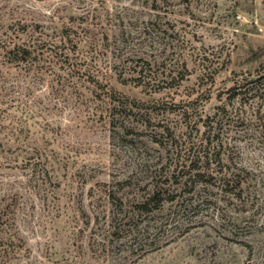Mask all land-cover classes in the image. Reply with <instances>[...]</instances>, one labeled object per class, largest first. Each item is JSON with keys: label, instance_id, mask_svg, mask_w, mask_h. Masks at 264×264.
Here are the masks:
<instances>
[{"label": "rangeland", "instance_id": "374dc122", "mask_svg": "<svg viewBox=\"0 0 264 264\" xmlns=\"http://www.w3.org/2000/svg\"><path fill=\"white\" fill-rule=\"evenodd\" d=\"M260 77L263 0H0V264H264ZM224 110L241 197L174 173Z\"/></svg>", "mask_w": 264, "mask_h": 264}, {"label": "trees", "instance_id": "16d2710c", "mask_svg": "<svg viewBox=\"0 0 264 264\" xmlns=\"http://www.w3.org/2000/svg\"><path fill=\"white\" fill-rule=\"evenodd\" d=\"M264 5V0H263ZM20 28L17 30H14V35L18 37V33L20 32H26L28 30L27 24H22V22H19ZM35 28H38L36 25ZM37 30V29H36ZM70 37V36H68ZM32 40L29 42H24L22 44L14 43V40L10 38L9 41L4 42V46L7 49H10V52L19 55V54H30L31 50H36L37 48L42 49L45 45L41 43L43 41V36L34 37L32 35ZM41 41V42H40ZM43 44V45H42ZM263 75V74H262ZM261 79L259 78V83L261 82ZM91 81V80H89ZM244 82H237L234 86V90L240 89L242 91V94L245 95L249 92L254 91V95L252 98H261L259 95V92L262 91V88H264V84H261L260 86L263 87H255L258 85H254L253 88H247V79L242 80ZM259 88V89H258ZM258 89V90H257ZM236 94H234L233 98ZM264 107L263 102L261 103L260 109L258 113L260 116L257 118L259 126L261 128V131L264 133V110H262ZM238 110V109H237ZM263 111V112H262ZM229 112L227 110H224V112L217 113L213 117L208 116L206 120H203L204 124L203 126L206 128V131L202 134L201 137L198 138V140L193 141H185L183 144L184 147L181 151V154H178L177 162H175L174 166V173L177 170H180L185 176H187L188 180H186V183L192 180H195V182H204L205 178L208 177L209 179L215 178V175L220 174L221 176V188L226 190L227 192H230L234 194L236 197H241L243 194V181H244V173L245 170H239V172H230V167L226 164H224V160L221 158V152H216V149L219 148L220 150L224 148V145H227V147L230 146V138L228 133L225 132L226 125L230 126V123H233L234 121L231 120V114H228ZM235 117V115H234ZM239 119V118H238ZM247 119L243 118L240 119V121L245 122ZM237 122V121H236ZM225 129V130H224ZM225 134L227 136H225ZM212 155H211V150ZM232 150V149H231ZM183 154V155H182ZM193 154V157L189 159L187 155ZM190 163L188 164V162ZM216 163L218 166H220V170L217 173L216 170H212L211 166ZM224 167L226 168V171H224ZM165 168V166H162L160 169L161 171ZM158 171V170H157ZM173 173V174H174ZM215 173V174H214ZM172 174V175H173ZM169 176L166 177V179L163 181V185L168 183L167 179ZM207 181H205L206 183ZM166 189H164L162 186L157 185L155 189L149 194L148 197H146L143 201L139 202V206L141 208H144L148 206L151 202H154L156 198H158L160 195H162ZM12 218L9 214V207L8 206H1L0 204V247H10L14 243V235L9 234V229L12 228ZM7 249V248H6Z\"/></svg>", "mask_w": 264, "mask_h": 264}]
</instances>
